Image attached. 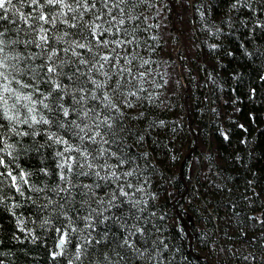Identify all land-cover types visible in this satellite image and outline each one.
Listing matches in <instances>:
<instances>
[{
    "label": "trees",
    "instance_id": "obj_1",
    "mask_svg": "<svg viewBox=\"0 0 264 264\" xmlns=\"http://www.w3.org/2000/svg\"><path fill=\"white\" fill-rule=\"evenodd\" d=\"M171 1L173 16L169 0L121 5L136 57L129 89L142 90L124 107V130L110 150L121 146L131 162L97 160L83 169L90 175H72L69 184L55 155L62 146L47 140L48 132L0 129V264H100L133 215L142 229L139 247L149 251L130 253V264H264V0ZM172 21L181 37L177 60ZM193 146L182 165L184 183L180 163ZM128 171L134 176L121 175ZM126 181L132 188L121 189ZM93 208L109 217L94 231L85 224H95V215L83 219ZM105 231V240L77 260L80 246Z\"/></svg>",
    "mask_w": 264,
    "mask_h": 264
},
{
    "label": "snow or ice",
    "instance_id": "obj_2",
    "mask_svg": "<svg viewBox=\"0 0 264 264\" xmlns=\"http://www.w3.org/2000/svg\"><path fill=\"white\" fill-rule=\"evenodd\" d=\"M132 4L133 0H0V129L11 127L15 132L17 125H24V131L16 132L21 136L48 132L47 140L62 146L55 155L60 158V179L69 184L72 175H90L83 169H92L97 160L107 164L115 157L116 167L131 162V157L123 156L121 146L110 149L124 130V107H132L131 98L142 90L129 89L135 79L131 65L136 57L128 47L134 38L129 39L124 28L126 20L121 14L125 8L121 5ZM2 165L4 157L0 156ZM121 175L133 177L134 171ZM16 179L12 176L13 182ZM21 179L28 182L23 174ZM124 187L132 188V184L126 181L121 189ZM93 215L95 224H85L93 231L109 219L95 208L83 219L91 221ZM132 221L126 234L113 240L114 247L106 245L100 264H130V253L139 254V258L149 251L139 247L142 229L135 215ZM107 236L105 231L100 239H87L76 259L88 256V246L101 244ZM64 243L61 239L59 246Z\"/></svg>",
    "mask_w": 264,
    "mask_h": 264
},
{
    "label": "water",
    "instance_id": "obj_3",
    "mask_svg": "<svg viewBox=\"0 0 264 264\" xmlns=\"http://www.w3.org/2000/svg\"><path fill=\"white\" fill-rule=\"evenodd\" d=\"M169 2H170V4H171V8H172V16H173V13H174V5H173V3H172L171 0H169ZM172 26H173V28H174L176 34L179 36V43H178L176 49L174 50V52L172 53V57H173L175 60H177V57H176V50H177V48L179 47V45H180V43H181V37H180V34H179V31H178L177 27L175 26L174 21H172ZM183 93H184L185 107H186V110H187V112H188V106H187V102H186V90H185V86H183ZM194 146H195V145H194ZM194 146L191 147V148H189V149L187 150V152L184 154V156H183V158H182V160H181V163H180L179 175H180V178H181V180H182L183 182H185V181H184V177H183V174H182V165H183V162H184V160L186 159V157H188V156L190 155V153L192 152V150L194 149ZM182 195H183V193L181 194V196H182ZM175 201H176V199H174V200L172 201V203H173V205H174L175 208H176V202H175ZM177 214H178V216H179V218H180L182 224L184 225V227H185V229H186L187 236H188V238H189V250H190V252L193 253V249H192L193 236H192V234H191V232H190V230H189V228H188V223H187L186 219L184 218V216H183L180 212H178ZM58 244H59V243H58ZM194 255H195V257H197V258H205V256H203V255H199V254H194ZM209 263L212 264L210 261H209Z\"/></svg>",
    "mask_w": 264,
    "mask_h": 264
},
{
    "label": "bare ground",
    "instance_id": "obj_4",
    "mask_svg": "<svg viewBox=\"0 0 264 264\" xmlns=\"http://www.w3.org/2000/svg\"><path fill=\"white\" fill-rule=\"evenodd\" d=\"M186 90V89H185ZM189 112V111H188ZM189 118H190V126H191V128H192V120H191V117H190V114H189ZM192 132H193V129H192ZM194 133V132H193ZM185 183V182H184ZM176 207H177V205H176Z\"/></svg>",
    "mask_w": 264,
    "mask_h": 264
}]
</instances>
